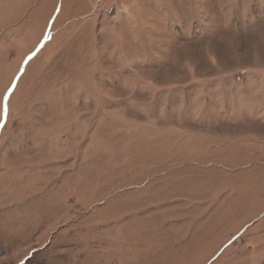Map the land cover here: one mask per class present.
<instances>
[{
    "label": "rangeland",
    "instance_id": "1",
    "mask_svg": "<svg viewBox=\"0 0 264 264\" xmlns=\"http://www.w3.org/2000/svg\"><path fill=\"white\" fill-rule=\"evenodd\" d=\"M0 264H264V0H0Z\"/></svg>",
    "mask_w": 264,
    "mask_h": 264
}]
</instances>
